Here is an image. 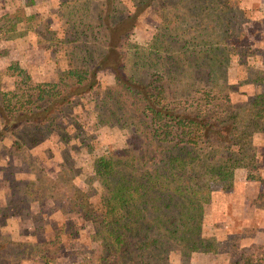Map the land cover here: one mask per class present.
Listing matches in <instances>:
<instances>
[{
	"label": "trees",
	"instance_id": "1",
	"mask_svg": "<svg viewBox=\"0 0 264 264\" xmlns=\"http://www.w3.org/2000/svg\"><path fill=\"white\" fill-rule=\"evenodd\" d=\"M141 2L67 0L52 7L46 17L38 11L26 12L23 6L0 15L3 35L15 34L7 33L4 23L20 13L28 26L44 22L47 30L52 29L51 39L59 43L55 50L61 58L65 46L74 50L69 58L64 57L61 82L34 81L20 69L14 87L2 89L0 71V145L6 132L24 123L51 125L55 113L74 96L94 90L98 73L104 69L113 74L114 89L109 110L97 116L98 121L134 126L131 142L93 157L94 178L99 183L97 201H89L85 192L81 196L80 214L92 226L97 264H153L147 257L171 243L168 248L187 259L201 247L208 248L215 238L203 234V222L205 204L214 195L212 182L231 178L236 166L253 164L246 142L253 136L251 126L256 119L262 120L264 128V90L252 95L243 108L246 114L216 103L211 105L220 109L212 111L209 102H202L203 92L189 95L196 94L193 68L228 71L245 57V49L232 47L224 16L219 26L223 34L210 24L205 29L184 24L190 13L181 14L178 0L174 5L179 11H169L172 17L163 30L140 43L131 36L140 13L135 7ZM126 7L133 10L122 16ZM124 19L132 24L113 42L112 29ZM81 38L83 42L76 44ZM112 49L118 58L105 63ZM245 58L249 63V57ZM179 89L182 93H176ZM11 143L21 148L17 140ZM66 233L64 226H57L32 249L50 262L64 253L62 236ZM135 249L141 258L136 261ZM241 256L230 264H253L250 252Z\"/></svg>",
	"mask_w": 264,
	"mask_h": 264
},
{
	"label": "rangeland",
	"instance_id": "2",
	"mask_svg": "<svg viewBox=\"0 0 264 264\" xmlns=\"http://www.w3.org/2000/svg\"><path fill=\"white\" fill-rule=\"evenodd\" d=\"M6 1L10 0H0V15L13 12L10 11V3L7 4ZM141 1L138 7H135L140 13L138 18L134 19L137 23L131 38L143 43L149 41L156 32L163 30L172 17L169 11L179 10H175L174 5L178 0ZM120 5L127 6L125 3ZM180 10L183 12L181 14L190 13L184 24L204 29L210 24V27L215 26L216 33L221 34L223 30L219 29V26L224 16L231 35L229 39L232 47H236L237 51L245 49L244 56L249 57L250 63L245 57H241L238 66L228 71L222 68L210 69L208 66L193 68V89L196 94L191 92L189 95L196 97L203 92L202 102H209L212 111L220 109L211 105L216 103L230 109L240 108L239 110L246 114L248 111L243 108L248 106L252 95L258 90H264V64L260 65L258 62L264 54V0H180ZM121 15L126 16L127 12L122 9ZM12 20L6 21L4 27L8 25L7 28H11L9 24L13 22ZM131 24L132 20L126 19L117 24L112 29V41H116L119 33L128 29ZM43 28L44 30L40 29L42 38L54 36L52 29L45 30V26ZM1 42L3 45L8 44L4 40ZM82 42L83 38L76 40L75 43ZM46 44L50 49L56 48L59 43L52 39ZM117 58L118 52L112 49L104 62H114ZM14 70L17 71L16 68ZM98 74L99 83L94 90L82 97L74 96L71 103L65 104L61 111L55 113L51 125L37 127L28 122L6 133L1 144L0 157V264H97L93 254L96 243L90 237L92 226L85 222L80 214V205L84 202L81 196L85 192L89 201L96 202L98 199L99 183L94 178L92 166L94 155L103 151L111 153L131 142L134 134L133 125L119 126L113 121L107 123L98 121L97 116L109 110L110 93L114 89L111 76L113 74L109 69H104ZM4 75L5 72L2 70V80ZM58 76L61 82V74ZM181 91L176 90V93H182ZM168 93L171 92L168 90ZM181 95L183 98V94ZM251 127L254 131L261 128V125L256 122ZM262 133L263 130H258L251 140L246 142V152L251 155L249 160H253L249 167L251 182L261 189L257 199L263 200L264 203V181L259 180L261 177L254 178L256 174H262L261 172L264 174ZM12 140H17L21 148L15 147L11 143ZM6 155L10 156V159H6ZM227 179L212 182L216 204L210 206L209 202L206 203V213L209 212V208L219 209L224 206L223 203L232 199L231 193L234 192L232 182ZM257 188L249 186L248 189L244 188V192L251 194ZM241 192L242 189L238 195ZM230 209V206L225 207L222 215L216 212L210 217V213L207 217L204 215L205 220L210 221L213 217V224L224 229L225 222L229 220L226 214ZM61 225L67 232L64 237L62 236L65 244L64 253L46 262L41 254L35 252L36 248L32 249V245L45 241L55 227ZM217 230L218 234L222 231ZM203 233L205 236L213 237L208 227H204ZM213 241L216 245L215 238L208 248L201 247L188 259L183 258L178 251L168 248L174 245L172 243L166 244L165 248L157 249L155 256L145 257L153 264H214V262L226 264L227 258L223 253L217 256V259L214 258V262L211 254H208ZM221 246L219 243L218 247L224 251L225 248ZM235 251L237 254L238 250ZM249 252L252 255L250 263L264 264V244H249L243 247L239 254ZM255 254L260 256L256 258ZM241 255L239 259H228L227 264L240 260ZM233 256L236 257L235 253ZM133 259L135 261L141 259L136 249Z\"/></svg>",
	"mask_w": 264,
	"mask_h": 264
},
{
	"label": "crops",
	"instance_id": "3",
	"mask_svg": "<svg viewBox=\"0 0 264 264\" xmlns=\"http://www.w3.org/2000/svg\"><path fill=\"white\" fill-rule=\"evenodd\" d=\"M90 1L91 4H94V2L99 0ZM8 2L10 3L11 12L16 8L23 6L26 12L38 11L42 17H46L51 14L50 11L52 10V7L57 6L59 3H66L67 0H33L34 3L31 5L28 4V0H10ZM132 10L133 8L128 7L126 10L127 14L131 13ZM12 21L13 22L9 24V26L11 25V28H7V25L5 30H7V33L15 32L14 35L7 36L3 35V32H0L1 41L4 40L8 43L3 45V42L0 41V63H2L0 64V70L5 72L4 80L1 79V88L12 89L15 84V78L17 77L16 73L20 69L24 72H27L34 81L60 82L58 74H61L62 76V69L66 64L64 57L69 58L72 55V52L74 51L72 50V47L65 46L62 50L61 58L55 48L52 47L49 49L46 47V43L52 41V39L42 38L40 35L42 33L40 29L44 30V26L45 30H47L44 22L34 23L32 26H28L27 19L23 14L20 13L17 14ZM75 50L76 53H80V51H78L76 48ZM12 60H14V62H11ZM259 60L260 61L258 62L260 65H263L264 54H262L261 59ZM14 68H16L17 71H15ZM111 76L113 81V75ZM257 123L261 125V128L258 130H263L262 134H264L262 120L259 119L258 121L257 119ZM258 130H254L253 134H256ZM6 133L3 136L1 144L5 139ZM0 150L2 152L1 145ZM6 157V159H10V156L8 155H6ZM249 167V165L236 166L233 169L232 177L227 179L232 182V189L234 191L231 193L232 199L230 201L225 202V204L223 203L222 205L224 206L219 209L216 208L213 210L209 208V212L207 213L205 209V217H207L209 213L210 217L213 215V212L222 215L225 207H231L230 212L228 211L227 214L225 212L226 217H228L229 220L225 222L224 229L220 228L217 224H213V217H211L210 221H206V218H204L203 230L204 227L210 228L211 235L217 239L215 247H212V249L208 250V254H211L213 258V262L214 258L217 259V256L223 253V255L227 258L225 261L227 264L229 260L240 258L239 256L241 254L239 253H241L243 247L249 246V244H264V203L263 200L257 199L261 189H258L257 186L251 182L252 177L250 176L252 175H249L251 174ZM260 170L262 171V167ZM261 173L262 174H256L254 178L261 177L259 180L263 182L264 174L263 172ZM249 186L256 187L257 190H254L251 194H248L245 190V193L244 188L248 189ZM241 189L242 192L238 195V192ZM209 203L210 206L215 205V198L213 197L212 202ZM217 229L222 230L220 234L217 233ZM219 243L222 245L221 247L225 248L224 251L218 247ZM234 250H238L237 254L236 251L234 252ZM233 252L235 253L236 257L233 256ZM214 264L216 263L214 262Z\"/></svg>",
	"mask_w": 264,
	"mask_h": 264
}]
</instances>
